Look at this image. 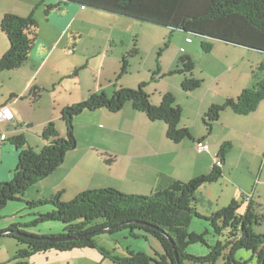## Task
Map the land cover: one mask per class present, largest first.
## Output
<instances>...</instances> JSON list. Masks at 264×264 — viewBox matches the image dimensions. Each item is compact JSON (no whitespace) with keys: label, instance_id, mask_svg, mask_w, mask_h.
<instances>
[{"label":"trees","instance_id":"16d2710c","mask_svg":"<svg viewBox=\"0 0 264 264\" xmlns=\"http://www.w3.org/2000/svg\"><path fill=\"white\" fill-rule=\"evenodd\" d=\"M53 1L54 4L45 5V16L62 5L72 4L166 27L171 33L180 31L197 36L203 39L201 49L204 53L212 51V41L264 53V0ZM39 4H44L43 0ZM36 8L27 17L10 13L3 16L0 30L6 37L8 50L0 58V73L17 69L27 61L36 39ZM121 63L120 75L126 73V60L123 59ZM179 64L181 69L174 73L185 75L181 83L182 90L190 92L199 88L201 82L191 77L192 63L186 57H181ZM251 79L252 85L242 90L236 99H227L221 105L209 107L202 118L208 134L220 114L227 109L239 116L256 111L264 100V64L251 73ZM146 86L147 83L142 82L136 89L118 88L110 97L102 92L92 94L85 101L63 108L61 120L65 125L64 137L58 134L52 122L46 124L41 133L45 145L38 152L26 148L22 136L13 138L11 142L17 150V164L11 179L0 184V212L8 202H21L31 187L49 177L63 164L66 154L76 148L74 119L84 111L105 109L116 114L129 103L134 111L144 114L150 122H163L166 125V138L173 143L194 140L187 129L180 127L182 111L175 105L173 95L164 94L160 104L154 106L145 91ZM229 149V144H223L217 160L223 163ZM221 177V167L212 165L206 175L187 183L172 181L149 196L127 195L112 188H104L81 192L69 203H61L56 199L25 202L28 209L51 205L52 210L35 214L33 220L26 224L11 225L0 232V239L10 238L26 247L16 252L14 264H28L30 257L49 251L65 253L84 248L95 249L94 237L125 229L134 237L136 230L155 238L162 252L155 258L132 252H128L127 258H111L121 264H216L220 258L225 264H243L234 260L238 250L252 252L257 264H264V235L255 234L252 230L259 218L253 213L251 205L242 216L236 214L239 204L234 200L211 217L201 216L194 207L197 191L205 185L216 183ZM194 218L209 221L216 236L226 232L227 241L221 243L218 240L211 246L207 244L204 234L189 231ZM49 222L64 225L62 233L39 235L31 232L40 224ZM14 232L33 238L74 239L49 242L15 235ZM192 244L206 246L208 253L203 256L189 254L187 248ZM226 250L228 253L225 255Z\"/></svg>","mask_w":264,"mask_h":264},{"label":"rangeland","instance_id":"374dc122","mask_svg":"<svg viewBox=\"0 0 264 264\" xmlns=\"http://www.w3.org/2000/svg\"><path fill=\"white\" fill-rule=\"evenodd\" d=\"M24 1L26 2V0ZM34 1L40 5L39 3L41 0ZM17 2V5L21 4L20 0H2L0 7L3 5L9 7L13 3ZM43 6L44 4H41L39 7L36 6V8L33 5V7L36 8L34 19L36 21L37 28L40 27V35H42L41 37H43V32L47 28L44 22ZM65 19H68V22L71 20L68 24L69 28L67 29L68 33L66 34L65 40L71 38L74 40V42H76V40L79 41L76 57L71 58L73 56H67L68 54L64 52V49L67 47V41H65V44H60V46L57 48V52H55L57 57L54 61L56 62L54 64L49 62L48 65L45 66V73H52L53 67L59 68L58 70L60 72L69 71L70 68H72L73 72L78 69L77 74H80L79 79L72 78L73 80H70L67 77L66 79H63L62 82L66 88L69 89V91L73 90V88H77L79 91L83 89L84 93L87 94L88 88H92L95 94V85H99L100 81L105 85L104 89L113 88L114 90L118 88L136 89L139 85V82H147L149 84L147 87V94L150 96V101L160 104L159 99L161 95L163 96L167 92L172 93L177 98L176 105L181 104L184 106L180 126H188L190 133L192 132L198 135L205 134V128L202 125L201 118L195 121L197 107H199L200 101L205 99V103L211 101L221 104L225 100V90L227 89V92H229L227 86H229V83L233 77L227 73L226 75L220 77L219 74L229 68L232 69L235 67V70H238V73L241 75H246L249 72L251 75L252 72H256V69L260 64H264V53L218 41H210L213 44V49L210 53H204L201 49V40L199 37L182 34L183 37H189L191 40H193L201 53L199 56H194V60L196 61L194 70L192 72L193 78L199 80L201 82V86L192 94L187 95L183 93L180 88V84L185 77L183 74L167 76V78L160 83V80L157 77L151 79V75L157 71L158 67L162 71L177 69L179 66L180 57L183 55L180 52L181 48L179 44L175 40L174 35L176 34H171L169 28L108 14L106 12L89 8H81V11H79L77 14L72 17L68 16ZM55 20H58V17H56ZM59 20H62L61 17ZM62 32L63 31L59 28L57 30L50 31L48 35L50 37L47 39V41H53L55 38H57V36H62ZM70 34L73 35L70 36ZM2 39L6 42V39L3 38V36ZM71 43L73 44V42ZM71 43L68 45L70 48ZM166 46L168 47L165 48ZM106 56L108 59L102 65V62ZM123 59L126 60V73L120 75L119 73L122 65L121 61ZM100 71H102V77L100 76ZM56 72L58 71L56 70ZM110 76H113V80H111V84H106L107 82L105 79ZM99 77H101L100 80ZM10 78L8 79V76H2L0 80L1 92H4L5 94L9 88H12L11 86L16 85L14 79ZM50 80H52V78H50ZM51 89L52 87H49L50 91ZM52 93L53 92L47 93L44 98L45 101L43 100L42 102L36 101L34 96L31 95V97L25 102H22L20 106L24 113L23 117L26 120L21 127L30 129L25 133V136L30 140L34 151L39 150L38 148L36 149L37 145L34 144L38 143V137L41 136L42 130L47 124V121L45 120L49 117L51 118L53 111L56 109V117L58 118L61 116V112L59 110L61 103H58V108L55 103L52 105V102H55L51 99V96L53 95ZM110 94L107 96L110 97L112 95ZM82 101L85 100L78 99L76 104ZM38 104H40V107ZM125 107L131 110V105L129 103H127L123 108ZM227 115L229 116L227 118H223L224 120L221 122L228 126L229 129L224 130L223 128L217 127L210 140L212 143L211 151L213 150L212 145H215L214 140H219L221 142V140L224 138L223 140L228 141L225 143L230 145V149L228 150L225 159V162L227 163H225L223 167L225 176H223L222 179H219L218 182L213 185L203 186L197 191L195 195L196 202L194 207L198 214L203 217H211L222 207H227L231 203L233 199L232 197L234 196H238L237 198L240 208L237 210L236 214L238 216H242L245 212V208L249 206V201H246V204L241 202V195L238 193V188L240 187L237 185L241 186L242 189H248V191L251 192L255 186L254 184L256 182L259 169L261 168L262 170L264 168V153H261V149H256L253 147L252 143L253 140H258V142H260V147L263 148L264 138L261 136V134L258 136L256 135L257 138L253 137L251 143L245 147L244 151V138L240 134V131H247L251 127L253 124V116L249 115L238 117L229 110L227 111ZM142 117L146 119L145 116ZM122 122L125 123V120ZM62 124H64V122H61V125ZM61 125L59 124V126ZM96 125L97 126L93 124L92 128L89 129V135H86V130L84 129L80 130L78 133V149L73 155H77L79 158H84V162L86 163L82 164L80 171L73 173V176L68 180V184H66L67 182L63 184L61 188H63L65 192L54 193L53 191H48V189H52L54 184L58 183L60 174L59 177L56 174L58 178L51 179L49 177L45 179L43 184H40V186L35 185L33 188H30L29 191L24 194L23 201H28L31 199V202H37L56 199L61 203H69L77 197V190L80 185L85 191H88L96 187V184H99V186H108V184H110L109 180H111L113 184L126 181L122 183V186L123 184L126 185V187H124L126 192H131V190L141 192L140 196H149L153 194L151 192L142 190V187L144 186L139 185L138 181L133 183L131 182L133 180H141L139 177V171L135 169V167L130 169L131 173L128 177L124 176V168H115L121 173L115 175V170L113 169V171L110 172V179L106 181L107 176L105 173L111 170V166L108 165V160L114 159L108 152H121L123 149H121L120 145L121 140L126 139L131 143L128 152L130 151L131 153H136L138 148V140L135 133L131 135L124 134V136H121L117 133L113 134L112 132H108V128L116 126L117 121L114 123V125L110 120L98 121ZM154 125L163 127L164 123L158 122ZM64 126L65 125L62 127L63 129H65ZM116 137H122L123 139H120L118 144H116ZM88 139L90 140L89 143L92 145L93 149L89 150L85 148V146L89 144ZM41 142L42 140H39V143ZM127 145L129 146V144ZM216 147L218 148V145ZM241 157H243L242 160ZM123 164L124 162L119 163L115 165V167L123 166ZM84 168H88V171L86 172ZM135 171L137 174H135ZM262 180L264 181V177ZM4 182L7 181H3V183ZM37 188H40V191H44L37 192ZM57 188H59V186ZM119 188H121V185ZM209 192H211L215 198H210L208 196ZM250 192H248L246 196H248ZM256 192L259 193L254 195V203L251 205V207L253 208L255 215L258 216L259 220L256 225L252 226V230L255 232V234L263 236L264 187L260 186ZM257 194L260 197H258ZM50 206L51 205H43L33 209H28L26 206V210L28 213H32L34 216L38 212H41L42 214L49 212ZM260 206L261 208H259ZM41 225L42 224L39 226ZM39 226H37V228ZM189 231L196 234H204V238L207 244L210 246L215 242L211 241V238H215L221 243L226 242L228 239L226 232L221 236L214 235L210 222L204 219L194 218L192 220L191 226L189 227ZM205 231H207V233H205ZM134 234L136 237L131 236L129 230L127 229L113 234H101L94 237V242L96 245L95 249L84 248L65 253L49 251L30 257L27 260V263L121 264L120 262L114 261L111 258H127L128 252L136 254L143 253L151 258H155L157 254H161L162 251L160 244L155 238L136 230H134ZM23 248L25 249L26 247L18 245L13 239L1 238L0 264H14L13 258L16 252ZM187 252L195 256H203L208 253V249L206 246L201 244H192L188 246ZM227 253L228 251L226 250L224 254L226 255ZM234 260L243 264H257L256 257L252 254V252L246 250H238L234 255ZM149 264L154 263L150 262ZM185 264L192 263L186 262ZM216 264H225V261L223 258H220Z\"/></svg>","mask_w":264,"mask_h":264},{"label":"crops","instance_id":"0c3cea01","mask_svg":"<svg viewBox=\"0 0 264 264\" xmlns=\"http://www.w3.org/2000/svg\"><path fill=\"white\" fill-rule=\"evenodd\" d=\"M1 1L2 0H0V3ZM20 1H21V4L19 5H17L18 4L17 2V3H13L9 7L5 5L0 7V23H1L3 16L8 13L15 14L21 17H27L33 11L32 9L38 5L34 0H26V2L24 0H20ZM43 2H44V6L49 5V4H54V1L52 0H43ZM44 6L43 8L45 10ZM79 11H81L80 7L69 4L67 6L62 5L59 8L52 10L47 16H45L44 14V22L47 28L43 32V37H41L42 35H40L41 33L39 29L40 27L35 30L36 39L34 42L33 49L31 50L27 61L21 67L17 69H14L11 71H4L0 73V80L2 76H5V77L8 76V79L11 77L10 79H14V81L16 82V85L11 86L12 88H9L6 94L4 92H1V88H0V108L6 107L10 109L14 114V120L12 122L10 123L0 122V184L3 183V181H8L11 179L12 172L17 164V155H18L17 150L13 146L11 140L17 136H22L25 141V147L26 148L29 147L33 149V146L30 140L27 139L25 136V133L29 131L30 129L21 127L24 121H26L23 117L24 113L22 109L20 108L22 102H25L26 100H28V98H30L31 95H36L37 97H34L35 100L42 102L47 93L53 92L51 99L52 101H55V102L51 101L52 105H54L55 103L58 108V105H59L58 103H61L60 108H59L61 112L63 108L76 104L78 99L86 100L89 98V96L94 94L93 92L94 90H92V88H88V94H87V93H84L83 89L79 91L77 90V88H73V90L69 91V89H67L66 86L63 84L62 82L63 79H66L67 77L70 80L79 79L80 74H77L78 69H76L74 72L72 68H70L69 71L60 72L58 70L59 68L53 67L52 73H49V72L45 73V69H44L45 66H47L49 62L53 64L56 62L54 61L55 58L57 57V55H55V52H57V48L60 46V44H65V41H67V47L64 49L65 50L64 52L68 54L67 56H73L71 58L76 57L79 41L76 40V42H74V40H72L71 38L65 40L66 34L68 33L67 29L69 28L68 24L71 21L70 20L68 22L67 21L68 19L66 20L65 18L68 16L72 17L75 14H77ZM56 17H58V20H55ZM60 17L62 20H59ZM58 28L63 31L62 32L63 35L57 36V38H55L53 41H47V39L50 37L48 36L49 32L52 30H57ZM172 33L176 34L174 35L175 40L177 41V43L179 44L181 48L180 49L181 54H183L181 57H186L190 61V63H192L193 70H194L195 61H196L194 60V56H199L201 54L199 49L196 46V43L193 40H191L190 43H186L185 41L186 37H183L182 34L184 33L180 31H174ZM72 35L73 34H70V36ZM2 36L3 38L6 39V37L0 30V58L8 50V42L7 40H6L7 43L3 41ZM200 40L202 41L203 39L200 38ZM71 42H73V44ZM70 43H71L70 45L71 48L68 47ZM167 47L168 46H166L165 48ZM107 59L108 57L106 56L104 61L102 62V65L106 62ZM178 69H181L180 64L178 68L175 70L162 71L158 67L157 71L151 75V79L157 77L160 80L159 81L160 83L161 81L165 80L167 76H172V75L177 74L174 72L177 71ZM235 69H236L235 67L232 69L229 68L226 71L219 74L220 77L226 75V73L229 74L231 77H233L229 83V86H227L229 92H227V89L225 90L226 96L224 98L225 99L224 102L227 99H236L242 90L249 88L250 85H252V79H251L250 72L246 75L244 74L241 75L240 73H238V70H235ZM56 70L58 72H56ZM5 74H8V75H5ZM100 76L102 77V71H100ZM101 77H99V80L101 79ZM191 77L193 78V75H191ZM50 78H52V80H50ZM111 80H113V76L112 77L110 76L107 79H105V81L107 82L106 84H111ZM140 83L142 82H139V84ZM148 85L149 84L147 83V86L145 89L146 93H148L147 91ZM49 87H52L51 91L49 90ZM104 87L105 85L100 81L99 85L97 86L95 85V89H96L95 94H98L101 92L104 93L106 96L109 95L110 93L113 94L112 93L114 92L113 88L104 89ZM180 88H181V84H180ZM195 90L190 91V92H185L182 90V92L188 95V94H192ZM167 93H170V92H167ZM173 97H174V101L176 105L177 98L174 95ZM161 98H162V95L159 99V103L161 102ZM151 103L152 105H155V106L159 105L156 102L154 103L151 102ZM199 104H200L199 107H197L195 121L199 120L200 118L202 120L204 114L207 112L210 106L221 105L218 102H211V101L210 102L208 101L205 103V99L204 100L202 99ZM38 105L40 107V104ZM176 106L180 107L183 113L184 106H182L181 104H177ZM130 108L131 110L125 107L122 109L123 111L121 110L122 112L120 111L116 114L109 113L105 109H100V110H96L93 112L84 111L74 119V136H75L76 142L79 139L78 133L80 132V130L82 129L86 130V135H89L88 134L89 129L92 128L93 124L97 126L96 124L98 123V121H109L110 120L113 122V125L117 121L116 126H112V128H108V132H112L113 134L117 133L121 136H124V134L131 135L135 133L136 138L138 140V146H137L138 148H137L136 153L135 152L131 153L130 151L128 152V150L130 149V145H131L129 141H127L126 139H123L122 137L115 138L116 144H118V141L120 139H123L121 140V144H120L121 149L122 148L123 149L121 150V152H115V153H112V151L108 152L111 155V157H113L114 159L112 158L113 160L110 159L108 160L109 163L107 162L108 165L111 166V170L105 173V175L107 176L106 181L110 179L111 177L110 172L113 171V169L115 170V175H118L119 173H121L115 168H124V171H125L124 176L128 177L131 173L130 169L132 167H135V169L139 171V177L141 180H133L131 182L133 183V182L138 181L139 185L144 186L142 187V190L146 192L154 193L159 188L167 187L168 185L171 184L172 181L187 183L194 178L208 174L211 171L212 165H214L215 160L217 159L216 157L218 156L220 152V148L223 146V144H225V142H228L226 140H223L224 139L223 137H222L223 139L221 138L222 140L220 139L221 142L219 140L217 141L214 140L215 145H212L213 150L211 151L212 143L210 140L216 128L220 127V128H223L224 130L229 129L228 126L222 123L224 120L223 118H227L229 116L227 115L228 109L223 111L220 114L218 121L213 124L212 129L209 134L207 133V130L203 122L201 121L203 127L205 128V134L198 135V134H194L191 132L192 134L191 133L190 134L194 140L186 139L178 144H175L166 138V125L165 124L163 125V127L154 125V124H157L158 122H150L146 117H145L146 119L142 117V116H145L144 114L134 111L132 107ZM56 110L53 111L52 117L47 118L48 120L46 119L45 121H47V124L52 122L58 134L61 137H64L65 129L62 128L64 124L61 125V122H63L61 120V116L58 118L56 117L57 116ZM249 115L253 116V124L247 131L245 130L240 131V134L244 138V151H245V147L251 143V140L253 139V137L257 138L256 135L258 136L261 134V136L264 138V100L258 105L256 111ZM249 115H246V116H249ZM236 116L239 117V115H236ZM124 120H125V123L122 122ZM59 124L61 126H59ZM180 127L185 128L190 132V129L188 126L182 125ZM38 138L39 140H42L41 136ZM39 140H38V143L34 145H37L36 149L38 148L39 150H41V148L45 145V142L42 140V142L39 143ZM89 141L90 140L88 139V143ZM197 141L207 143L208 151H203L201 153H198L195 147L197 144L196 143ZM252 143H253V147H255L256 149H261L260 150L262 151L261 153H264V147L263 148L260 147V142H258V140H253ZM76 144H77L76 148L73 151L66 154L63 164L54 173H52L49 176L51 179H55V178H58L60 174L58 183L54 184L52 189L50 188L48 189V191H53L54 193L65 192L64 189L61 188L63 184H65L66 182H67L66 184H68V180L70 177L73 176V173L80 171L82 164L86 163L84 162V158L82 157L79 158L77 157V155H73L74 152L78 149V142ZM127 144H129V146ZM217 145H218V148L216 147ZM141 146H142V152H141ZM85 148L89 150L93 149L90 143L87 146H85ZM39 150H36V151H39ZM225 159H226V155L224 157V162L221 163L220 161L221 172H222V177L220 179H222L223 176H225L224 171H223V167L225 163H227L225 162ZM242 159L243 157H241V160ZM123 162H124L123 166L115 167V165L119 163H123ZM85 165L88 166L87 164ZM84 170L87 172L88 168H84ZM56 174L58 177L56 176ZM135 174H137V172ZM51 176H55V177H51ZM263 177H264V168L262 170L260 168L258 171L256 182L254 184L255 186L251 192L248 191V189H244V188L242 189L241 186L237 185L238 187H240L238 188V193L239 195H241V202L243 204H246L245 202L249 201V205H253L254 203L253 197L256 193H259L256 191H258V188L260 186L264 187V181L262 180ZM45 179L37 183L36 186H40V184H43ZM109 181H110V184H108V186H99V184H96L97 186L94 187L93 189L96 190V189H104V188L109 187V188L117 189L120 192L126 193V194H136V195L141 194V192H136L132 190L131 192H126L124 190V187H126V185L123 184L122 186V183L126 181L122 183H118V184H113L111 180ZM120 185H121V188H119ZM58 186L59 188H57ZM39 189L40 188H37V192L40 191ZM77 191H78L77 193L79 194L85 190L80 185ZM247 191L250 192L248 196H246L248 194ZM208 196L212 199L214 197L211 192H209ZM237 197L238 196L232 197L233 198L232 201L234 200L238 202ZM258 197L260 196L258 195ZM23 198L24 197L21 198V202L19 201L18 202L17 201L8 202L6 207L0 212V232L8 229L11 225L26 224L33 220V217H32L33 214L27 212L26 205H25V202H31L30 201L31 199H29L28 201H25V200L23 201ZM248 207L245 208V212L247 211ZM49 208H50L49 211H51L52 208L51 207ZM259 208H261V206ZM253 213L255 214L254 210H253ZM63 229H64V225H62L61 223L49 222V223L42 224L41 226L32 230L31 232L35 234H39V235H52V234L56 235V234H61ZM211 241L216 242L218 240L215 238H211Z\"/></svg>","mask_w":264,"mask_h":264},{"label":"built area","instance_id":"2783aa9c","mask_svg":"<svg viewBox=\"0 0 264 264\" xmlns=\"http://www.w3.org/2000/svg\"><path fill=\"white\" fill-rule=\"evenodd\" d=\"M185 41H186V43H190L191 39L186 38ZM13 120H14V114L10 109H8L6 107L0 108V122L10 123ZM195 147H196V151L198 153H201L203 151H208V144L204 143V142L197 143ZM214 165L221 167V163L217 159L215 160Z\"/></svg>","mask_w":264,"mask_h":264},{"label":"water","instance_id":"95a60500","mask_svg":"<svg viewBox=\"0 0 264 264\" xmlns=\"http://www.w3.org/2000/svg\"><path fill=\"white\" fill-rule=\"evenodd\" d=\"M15 235H19V236H23V237H29V238H33L32 236L29 235H25V234H20L19 232H14ZM33 239H37V240H41V241H49V242H60V241H68V240H72L74 239L73 237L71 238H56V239H50V238H33Z\"/></svg>","mask_w":264,"mask_h":264}]
</instances>
